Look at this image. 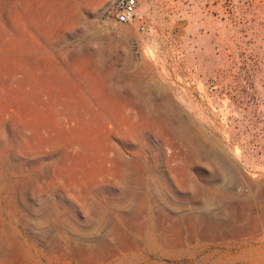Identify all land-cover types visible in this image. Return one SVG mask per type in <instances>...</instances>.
<instances>
[{
	"label": "rangeland",
	"instance_id": "374dc122",
	"mask_svg": "<svg viewBox=\"0 0 264 264\" xmlns=\"http://www.w3.org/2000/svg\"><path fill=\"white\" fill-rule=\"evenodd\" d=\"M114 1L0 0V264H264V0Z\"/></svg>",
	"mask_w": 264,
	"mask_h": 264
},
{
	"label": "built area",
	"instance_id": "2783aa9c",
	"mask_svg": "<svg viewBox=\"0 0 264 264\" xmlns=\"http://www.w3.org/2000/svg\"><path fill=\"white\" fill-rule=\"evenodd\" d=\"M138 0H115L107 9L108 17L116 22L129 23L136 14Z\"/></svg>",
	"mask_w": 264,
	"mask_h": 264
},
{
	"label": "bare ground",
	"instance_id": "6f19581e",
	"mask_svg": "<svg viewBox=\"0 0 264 264\" xmlns=\"http://www.w3.org/2000/svg\"><path fill=\"white\" fill-rule=\"evenodd\" d=\"M182 233V232H181ZM142 237L146 240L152 239L153 241L157 242L158 237L154 231V228L150 225H146L143 229ZM143 242V241H142ZM154 242V243H155ZM158 246V245H157ZM156 247V246H155ZM145 249V248H144ZM160 250V249H159ZM162 253V252H161ZM150 254V253H149ZM156 254V253H155ZM145 256V255H144ZM251 264H261L262 261L259 256H249ZM248 259V260H249ZM19 260H24L26 263L31 264H47L46 262L42 261L38 256H13V263L16 264Z\"/></svg>",
	"mask_w": 264,
	"mask_h": 264
}]
</instances>
